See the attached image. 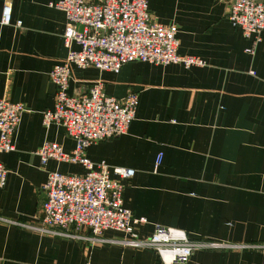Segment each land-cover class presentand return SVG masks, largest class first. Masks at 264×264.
<instances>
[{
  "label": "crops",
  "instance_id": "0c3cea01",
  "mask_svg": "<svg viewBox=\"0 0 264 264\" xmlns=\"http://www.w3.org/2000/svg\"><path fill=\"white\" fill-rule=\"evenodd\" d=\"M53 1L0 0V99L23 109L14 151L0 154L7 171L0 189V264H162L152 251L62 239L5 222L39 225L47 174L85 173L77 164L43 165L37 156L44 142L67 154L75 147L63 128L42 123L54 105L49 73L68 51L65 15L49 7ZM233 1L148 0L155 22L177 28V54L198 57L203 67L130 62L117 73L71 68L69 96L100 82L108 96L138 97L126 133L85 154L93 164L134 172L122 181V204L144 219L135 228L139 237L161 225L191 239L264 245V33L247 53L251 39L228 20ZM6 4L9 25L1 23ZM186 264H264V249L196 251Z\"/></svg>",
  "mask_w": 264,
  "mask_h": 264
},
{
  "label": "built area",
  "instance_id": "2783aa9c",
  "mask_svg": "<svg viewBox=\"0 0 264 264\" xmlns=\"http://www.w3.org/2000/svg\"><path fill=\"white\" fill-rule=\"evenodd\" d=\"M49 7L65 15L63 39L68 51L63 63L55 65L49 73L55 87L54 105L51 111L43 113L42 123L46 129L53 124L63 128L75 147L67 154L60 145L44 142L37 156L43 165L48 161L77 164L85 173L47 174L42 186L45 198L39 225L5 222L62 239L152 251L162 264H186L196 251L264 249V245L191 239L184 231L161 225H155L149 236L139 237L135 228L144 223V219L134 218L122 204V181L130 179L134 172L112 169L104 163L93 164L85 154L89 146L126 133L135 117L138 97L135 93L122 99L108 96L100 82L91 84L83 95L69 96L71 68L117 73L130 62L156 66L177 64L185 69L203 67L204 62L198 57L177 54V28L155 22L148 0H57L50 2ZM1 16V23L9 25V4L3 6ZM228 20L245 38L251 39L252 47L246 52L252 53L264 33V2L234 0ZM16 25L19 27L20 22ZM22 112L20 104L0 99V154L14 151L13 135ZM161 157V154L157 156L156 166ZM112 174L118 180H113ZM6 176L7 171L0 162V189L6 184ZM106 231L121 233L123 237L105 239Z\"/></svg>",
  "mask_w": 264,
  "mask_h": 264
}]
</instances>
